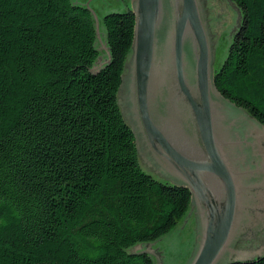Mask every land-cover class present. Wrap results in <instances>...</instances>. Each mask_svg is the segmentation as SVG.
I'll use <instances>...</instances> for the list:
<instances>
[{
    "label": "trees",
    "instance_id": "16d2710c",
    "mask_svg": "<svg viewBox=\"0 0 264 264\" xmlns=\"http://www.w3.org/2000/svg\"><path fill=\"white\" fill-rule=\"evenodd\" d=\"M231 1L240 24L214 83L264 125V0ZM102 24L98 66L84 4L0 0V264H155L132 249L190 211L187 189L143 167L118 106L134 16Z\"/></svg>",
    "mask_w": 264,
    "mask_h": 264
},
{
    "label": "water",
    "instance_id": "95a60500",
    "mask_svg": "<svg viewBox=\"0 0 264 264\" xmlns=\"http://www.w3.org/2000/svg\"><path fill=\"white\" fill-rule=\"evenodd\" d=\"M73 1L93 15L98 66L109 56L103 17L132 12L118 106L143 167L190 194V211L177 228L132 252L151 255L155 264L263 256L264 239L260 246L249 241L264 230V125L214 83L240 24L237 6L231 0H207L208 9L206 0Z\"/></svg>",
    "mask_w": 264,
    "mask_h": 264
},
{
    "label": "flooded vegetation",
    "instance_id": "af4514ba",
    "mask_svg": "<svg viewBox=\"0 0 264 264\" xmlns=\"http://www.w3.org/2000/svg\"><path fill=\"white\" fill-rule=\"evenodd\" d=\"M206 8H207V0H206ZM208 9V8H207ZM207 13H208V10H207ZM209 15V13H208ZM208 22H209V26H210V29L212 28L211 24H212V19L211 17L208 18ZM234 32V31H233ZM233 36V35H232ZM232 38V37H231ZM145 168V167H144ZM258 238H256L253 242L252 241H249L251 243V245H254L255 243H258L260 246L261 244H263V239H264V230L262 233L260 234H257ZM244 246V244H242ZM250 245V244H249Z\"/></svg>",
    "mask_w": 264,
    "mask_h": 264
},
{
    "label": "rangeland",
    "instance_id": "374dc122",
    "mask_svg": "<svg viewBox=\"0 0 264 264\" xmlns=\"http://www.w3.org/2000/svg\"><path fill=\"white\" fill-rule=\"evenodd\" d=\"M239 26V25H238ZM238 28V27H237ZM237 30V29H236Z\"/></svg>",
    "mask_w": 264,
    "mask_h": 264
}]
</instances>
